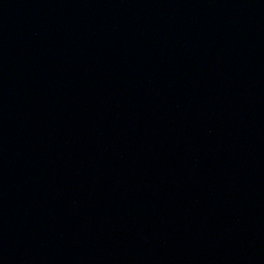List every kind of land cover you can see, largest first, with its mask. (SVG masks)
Wrapping results in <instances>:
<instances>
[{
  "label": "water",
  "instance_id": "95a60500",
  "mask_svg": "<svg viewBox=\"0 0 264 264\" xmlns=\"http://www.w3.org/2000/svg\"><path fill=\"white\" fill-rule=\"evenodd\" d=\"M0 264H264V0H0Z\"/></svg>",
  "mask_w": 264,
  "mask_h": 264
}]
</instances>
